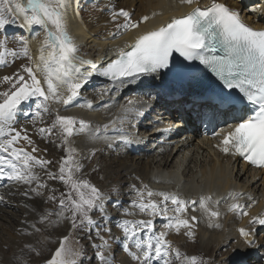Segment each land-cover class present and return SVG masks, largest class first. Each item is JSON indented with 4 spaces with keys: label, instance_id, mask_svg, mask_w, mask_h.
I'll return each instance as SVG.
<instances>
[{
    "label": "snow or ice",
    "instance_id": "snow-or-ice-1",
    "mask_svg": "<svg viewBox=\"0 0 264 264\" xmlns=\"http://www.w3.org/2000/svg\"><path fill=\"white\" fill-rule=\"evenodd\" d=\"M73 2L78 9L80 0H0V29H5L7 25L19 19L20 27L40 26L44 32L35 59L29 53L25 38L16 37L22 44L19 55L27 57L29 61L28 65H21L23 72L27 73V78L19 72L12 76L0 77V81L11 84L10 91L0 92V176L11 182L29 186L36 182V188L28 190L36 195H41L39 189L47 187L39 182V176L33 169L45 168L51 161L33 155L38 149L26 134V129L17 131L12 127L23 102L35 97V116L40 117L41 110L49 111V101L69 105L79 96L80 90L93 75L105 77L112 82L113 87H120L125 83L134 82L140 76L158 74L163 69H169L174 53L184 61H199L219 82V87L213 90L211 95L202 96L201 99L203 106L214 114L225 117V122L228 119L232 121L228 124L227 131L222 129L221 132L215 133L222 135L218 145L220 151L239 155L253 166L264 167V29H253L244 23L236 8L212 0L204 9L194 8L180 18H173L157 29L138 35L134 42L127 46L129 50L121 49L116 59L104 67L97 68L91 61L76 56L78 49L67 30V13ZM180 2L190 5L194 0ZM112 17L114 20L124 17L125 23L117 24V30L138 27V23L131 20V14L123 8L118 12L114 11ZM148 19V16H144L140 23ZM6 45L7 37L0 39V65L7 63L5 57L18 56L16 50ZM84 65H89L91 70L82 71ZM179 71L177 68V72ZM189 86L195 85L190 81ZM88 107L91 108V104ZM104 127L107 128L108 125ZM89 129V122L85 120L57 114L51 125L41 127L37 131L42 138H46L45 134L52 135L58 130L66 143L69 137ZM20 141L31 145V151L23 146L18 147ZM75 151L74 148L65 149L66 156L61 158L59 175L47 172L49 179L60 180L69 187V191L61 194L55 212L46 210L40 214L38 223L54 224L64 218L71 220L73 229H87L89 232L95 229L96 238L100 241L99 244H92L95 259L98 264H110L111 257L105 255L109 240L101 234L104 232L111 235V228L107 226L110 221L106 214L105 198L89 181L75 178L73 170L79 172L83 167L75 160ZM28 191L22 195H28ZM136 195L137 199L130 203L132 208L148 217L165 218L167 223L163 227L166 230L179 233L181 228L188 229L185 235L189 237L194 235L191 231L192 224L188 219L181 218L189 204L198 203L210 220L220 216L219 211L209 207L212 203H220L219 200L213 202L211 195L201 196L199 201L189 202L175 194L154 192L147 185L137 190ZM229 195L233 200L236 199L237 194ZM154 196L162 197V200L152 199ZM2 200L3 197H0V201ZM48 200L55 202L57 197L50 195ZM168 201L175 206V215L171 217L168 216ZM243 207L232 203L229 205V211L247 216L246 211H240ZM67 211L71 212L70 217L65 216ZM97 211L100 220L104 221L103 224L92 218L91 214ZM124 214L134 213L124 209ZM53 215L58 218L57 221L49 219ZM191 220L196 221L197 217L192 216ZM249 223L264 226V217H253ZM208 226L213 225L209 223ZM30 227L36 233L41 231L36 223ZM116 227L123 233V251L137 264H174L176 261L179 264H202L198 257L183 255L173 248L171 241L166 239L168 231L155 232L151 218L124 219ZM239 233L247 246L264 247V244L256 245L255 240L250 238L252 233L244 228L239 229ZM89 238L91 239V236ZM67 240L68 236L60 239V246L44 264H83V249L73 250L66 247ZM25 247L35 251L31 245ZM133 247L136 251H132ZM39 254L37 251V255Z\"/></svg>",
    "mask_w": 264,
    "mask_h": 264
},
{
    "label": "bare ground",
    "instance_id": "bare-ground-1",
    "mask_svg": "<svg viewBox=\"0 0 264 264\" xmlns=\"http://www.w3.org/2000/svg\"><path fill=\"white\" fill-rule=\"evenodd\" d=\"M218 1L233 5L239 10L241 16L253 23L254 26L264 27V0ZM103 5L106 10L96 17L85 20L83 24L79 23L75 15H68L67 17V30L78 49L76 56L92 63L91 58L94 57L96 63L99 60L102 61L101 67L106 66L112 60L111 50H129L127 46L133 43L138 35L157 29L158 26L165 25V22L171 17H176L187 11L183 5L176 4L173 0H104ZM121 8L131 14V20L138 23L137 28L117 30L116 25H123L125 20L124 17H117L114 20L112 13L118 12ZM250 8H253L252 12ZM168 11L172 13L168 14ZM144 16H148L149 19L140 23ZM24 28L30 32V43L35 59L38 55L35 43L38 40H43V28H33V26ZM102 28L103 30H101ZM36 29L42 31L40 36H35L34 30ZM84 66L86 69L82 71L91 70L89 65ZM165 79V77L154 78L152 74H149L140 76L134 82L125 83L123 86L113 87L112 82L99 78V75H93L82 87L79 96L69 105L65 106L62 102L55 103L54 106L57 109L54 106H49V110L53 115L82 113L85 118L95 117L99 120L111 110L121 115L124 121H133L138 128L146 130L148 125L157 126L161 123H155L152 113H147L142 120L143 124H139V119L143 115L148 101L151 103L154 101L148 97L142 99L137 93L145 91L148 94L161 96ZM97 96L102 100L96 102ZM89 104H91V108L88 107ZM179 123L175 122L174 125ZM142 133L140 132L141 135ZM45 136L47 138L52 137L48 134ZM92 140L100 144V138L95 134L87 135L85 141L80 142L79 145L76 144L80 152L78 159H83V157L96 152V146L91 147L89 144ZM187 142H190L189 139ZM161 147L164 153L149 155L143 161L135 156L118 158L100 154L99 158L105 161L103 190L125 184L128 180L127 176L131 177L132 175L141 178L144 182H149L153 169L159 170L158 172L165 170L166 174L157 177L160 179V186L170 187L171 190L176 191L175 195L180 199L189 202L199 201L201 196L211 195L213 202L220 201L218 205L215 203L209 205L212 210L220 212L219 217L210 220L207 214L200 209L198 203L189 204L182 216L183 219L188 220L195 216L203 223V226H200L199 231H197L196 243L200 249L202 248L203 257L213 259V262L208 260L207 264H254L256 262L257 264H264V256H261L264 247L255 249V247L247 246L239 233V229L244 228L252 233L250 238L255 240L256 245L264 244V226L249 223L253 217H264V171L248 167L243 168L237 164L236 159L215 150H211L212 153L209 151L206 154L200 153V148L193 144L185 147L183 142L172 146L170 143H166ZM43 148L49 150L52 156L59 159L63 157L56 152L55 148H50L48 144L43 145ZM88 148L90 150L86 154ZM169 148L171 149L169 150ZM170 157L172 158L169 159ZM226 164L229 169L225 168ZM2 177L0 176V197H3V200L0 201V225L1 229H5L10 237L5 241H0V264H39L40 260L50 259L53 250L60 244V239L69 231L68 219L60 218L58 220L53 215L49 219L58 220L57 223H38L40 214L46 210L55 212L57 207L52 208L48 206L49 204L46 205L47 203L43 204L46 197L41 199L42 195L28 191L30 188H23L21 191L14 192L18 186H12L7 179L3 181ZM186 181H190V184ZM182 182H186V184ZM207 188L209 192L206 191ZM229 189H231L229 193L238 190L243 191V194L236 196V199L233 200L227 193ZM25 191H28V195H22ZM19 193L20 195L17 196ZM152 199L160 201L162 197L154 196ZM232 203L243 205L244 207L240 211L241 213L246 211L248 215L229 211V205ZM171 207L175 208L172 204ZM116 217L120 221L130 220L129 216L124 213H120ZM33 223H36V226L41 229L39 233L30 227ZM209 223L213 226L209 227ZM216 224L220 226L216 227ZM173 232L175 234L176 231ZM258 232L262 233L260 237H256ZM174 241L180 245L186 243L181 237L174 238ZM111 244L110 248L114 249L113 245L115 246V244ZM4 245H8V251L4 250ZM25 245H31L35 251L26 248ZM118 246L119 249L116 252L120 254L122 264H127L128 260L122 256L126 254L122 249V243H119ZM229 246L231 247L230 250L227 249L222 252V249ZM37 251L40 253L39 255H37Z\"/></svg>",
    "mask_w": 264,
    "mask_h": 264
},
{
    "label": "rangeland",
    "instance_id": "rangeland-1",
    "mask_svg": "<svg viewBox=\"0 0 264 264\" xmlns=\"http://www.w3.org/2000/svg\"><path fill=\"white\" fill-rule=\"evenodd\" d=\"M9 18L12 19V17H9ZM18 25H19V19H17L15 23H11V24L7 25L4 30L1 31V29H0V39H1V35H2L1 33L3 31L13 32L17 29ZM5 59H6L7 63L0 65V77L12 76L14 73H17V72H19L21 74L18 65L13 64L6 57H5ZM10 63H12V64H10ZM10 90H11V84L9 82L0 81V92L10 91ZM43 125L45 126V123H43ZM12 127L16 128L17 131H20L21 129H26L27 135H31V134L35 133L40 128L36 125L35 120H33L32 118L26 117L23 115H18L17 113H16L15 122L12 124ZM23 134L24 133L22 132V135ZM17 146L18 147L23 146L28 151H31V147H32L31 145H27L25 141H20V143ZM47 151L49 152V150H47ZM59 154H61L62 156L64 154V156H66V152H62ZM33 155L40 157L42 159L50 157V153H46V154L42 153L39 149L37 152L33 153ZM54 157H55V160H54L53 167L56 170L57 166L60 165L61 161L57 160L56 156H54ZM95 157H96L95 159H91L90 161H87L86 164L82 163L83 167L79 171L78 178L89 181L92 185L96 186L100 191H102L101 193H106V196H112L115 199L117 196L114 195L113 193L114 192L118 193V192H121L122 190H124L125 184L115 185L116 190H112V189H114L115 186L110 187L106 190H103V180H104V175H105L103 172L104 171L103 167L105 166V161H103L102 158H97V156H95ZM49 169L51 170L50 167H49ZM51 172H52V170H51ZM127 177H129V176H127ZM42 183L47 185L46 188H43L44 190L40 191V193L42 195L41 199H42V197L43 198L46 197V200L43 201V204L47 203L46 205L49 204L48 206H50L52 208H54V207L58 208L59 198H60L62 193L66 192L65 186H63L62 183L56 184L55 182H50V181H43ZM50 195L56 196L57 200L55 202L49 201L48 196H50ZM66 214H67V216L69 215V217L71 216L70 211H67ZM91 215H92V218L94 220H98V213L97 212H93ZM103 223L104 222L102 221L101 224H103ZM195 224H196V227L198 228L199 225H198L197 220L195 221ZM196 231H199V230L197 229ZM102 233L106 234L104 232H102ZM111 233L113 234L114 231L111 230ZM65 236H68V240L66 241V247L74 249L75 246H78V248H82V246H83L82 249L84 252V256L81 258L83 260V264H96L94 262L96 260L95 259V249L92 247L93 243L90 242L92 240H97L95 229H92V231L89 232L87 229H81V228L73 229L72 226L70 225V230L67 233V235H65ZM90 236H91V239L89 238ZM9 237H10L9 234L5 231V229H1V225H0V241H2V240L5 241L6 239H9ZM197 238H198V236L196 237L195 242L183 243V247H184L183 250H184L185 254H187V255L197 256L199 258L200 262H202V264H207L208 260L212 261L213 259H211V258L209 259L208 257H203V255H202L203 250H202V248L200 249L196 243ZM81 244H82V246H81ZM88 244L91 245L92 252L89 251L90 248H89ZM59 246H60V244L57 245V248ZM3 248H4V250L8 251V245H4ZM230 248H231L230 246L227 248H224V249H222V252H225L227 249L230 250ZM55 249L53 250V252L55 251ZM228 255H230V254H228ZM51 256H52V254L50 255V258H51ZM118 256H120V255H118ZM261 256H264V250L261 251ZM46 259L47 258L40 260L38 263L44 264ZM114 264H120L119 258L116 259V262ZM254 264H257V263H254Z\"/></svg>",
    "mask_w": 264,
    "mask_h": 264
}]
</instances>
